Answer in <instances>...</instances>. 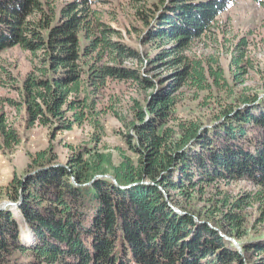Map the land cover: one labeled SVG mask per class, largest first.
<instances>
[{
	"label": "trees",
	"instance_id": "1",
	"mask_svg": "<svg viewBox=\"0 0 264 264\" xmlns=\"http://www.w3.org/2000/svg\"><path fill=\"white\" fill-rule=\"evenodd\" d=\"M234 1L130 0L149 30L147 43L159 49L146 62L170 58L183 69L171 87L153 91L145 110L134 107L126 125L133 133L125 135L132 156L118 148L117 159L99 150L107 132L99 105L109 80L152 88L140 69L124 66L143 62L141 54L121 41L95 0L60 7L57 0H0V58L17 47L33 55L20 100L9 104L25 112L29 127H47L54 137L87 123L94 129L93 147H70L65 163L50 147L14 177L6 197L21 201L33 241L23 242L13 211H1L0 264H264V236L248 237L249 209L263 210L264 222V98L241 94L208 127L177 118L173 96L178 86L229 89L218 62L207 68L174 56L211 36ZM244 48L247 39L237 45ZM244 58L234 56L237 79ZM20 143L0 111V151ZM243 181L255 190L234 193L230 186Z\"/></svg>",
	"mask_w": 264,
	"mask_h": 264
},
{
	"label": "rangeland",
	"instance_id": "2",
	"mask_svg": "<svg viewBox=\"0 0 264 264\" xmlns=\"http://www.w3.org/2000/svg\"><path fill=\"white\" fill-rule=\"evenodd\" d=\"M71 1L74 0H57V4L60 7ZM95 1L94 7L105 13L104 20L121 32V41L141 54L143 62L129 60L124 62V66L140 69L153 84L152 88L146 91L132 82H108L99 105V108L105 109L102 122L107 131L99 150L112 151L118 159V148L132 156L125 135L133 133L126 125L135 118L134 107H143L145 110V100L151 97L153 91L171 87L177 81L183 66L167 64L170 58L154 64L146 62V57H155L159 49L147 43L149 30L136 18L130 0ZM242 39L248 40V48L238 51L237 45ZM241 53H244L245 57L244 74L237 79L234 56L239 57ZM180 56L191 58L192 61H202L207 68L214 67L218 62L224 69L229 89L215 87L211 91L198 92L190 87L178 86L173 92V96L179 101L176 107L177 118L201 121L204 126L209 127L222 105L235 102L241 94L258 93L260 98H264V0H235L227 12L220 16L218 28L214 33L199 39L187 50L176 53L174 57ZM32 59L30 52L19 47L3 52L0 58V75L4 80V84H0V111L6 113L8 121L21 136V143L14 151H0V212L10 210L15 213L22 227V240L28 246H32L33 238L18 212L20 207L1 209L6 202H10L6 194L14 177L21 176L28 170L32 155L50 147L54 148L59 160L65 163L71 153L70 147L79 150L84 146H94V129L89 123L54 137L47 127H29L25 112L9 104L7 99L20 100L18 87L22 86L23 80L31 71ZM230 188L236 194L255 190V187L246 181L235 183ZM249 215L252 228L250 227L248 237L254 241L264 236V222L259 223L263 210L257 206L253 207L249 209Z\"/></svg>",
	"mask_w": 264,
	"mask_h": 264
},
{
	"label": "water",
	"instance_id": "3",
	"mask_svg": "<svg viewBox=\"0 0 264 264\" xmlns=\"http://www.w3.org/2000/svg\"><path fill=\"white\" fill-rule=\"evenodd\" d=\"M26 178H27V177H26ZM26 178H25V179H26ZM106 178H110V179H112L116 184H118L117 180H116L113 176L108 175V176H106ZM20 204H21V201H20L19 203L6 202V203L1 207V209H2V208H6V207H20ZM3 210H4V209H3Z\"/></svg>",
	"mask_w": 264,
	"mask_h": 264
}]
</instances>
